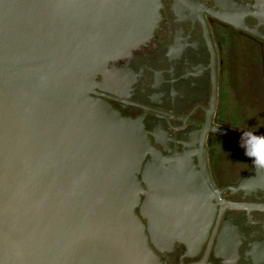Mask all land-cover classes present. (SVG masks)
Instances as JSON below:
<instances>
[{"label": "water", "instance_id": "1", "mask_svg": "<svg viewBox=\"0 0 264 264\" xmlns=\"http://www.w3.org/2000/svg\"><path fill=\"white\" fill-rule=\"evenodd\" d=\"M160 5L0 0V264H164L157 250L191 231L179 215L194 196L176 182L192 169L96 92Z\"/></svg>", "mask_w": 264, "mask_h": 264}, {"label": "flooded vegetation", "instance_id": "2", "mask_svg": "<svg viewBox=\"0 0 264 264\" xmlns=\"http://www.w3.org/2000/svg\"><path fill=\"white\" fill-rule=\"evenodd\" d=\"M160 3L149 40L110 62L96 88L192 169L176 182L194 196L179 215L191 231L157 252L164 264H264V170L228 132L264 135V17L255 0Z\"/></svg>", "mask_w": 264, "mask_h": 264}, {"label": "clouds", "instance_id": "3", "mask_svg": "<svg viewBox=\"0 0 264 264\" xmlns=\"http://www.w3.org/2000/svg\"><path fill=\"white\" fill-rule=\"evenodd\" d=\"M240 147L244 154L252 159V164L258 170H264V135L256 134L255 131H242Z\"/></svg>", "mask_w": 264, "mask_h": 264}, {"label": "rangeland", "instance_id": "4", "mask_svg": "<svg viewBox=\"0 0 264 264\" xmlns=\"http://www.w3.org/2000/svg\"><path fill=\"white\" fill-rule=\"evenodd\" d=\"M249 83V82H248Z\"/></svg>", "mask_w": 264, "mask_h": 264}]
</instances>
